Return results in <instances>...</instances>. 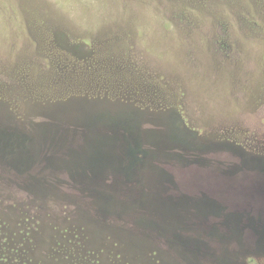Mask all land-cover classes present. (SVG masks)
Returning a JSON list of instances; mask_svg holds the SVG:
<instances>
[{
	"label": "rangeland",
	"instance_id": "rangeland-1",
	"mask_svg": "<svg viewBox=\"0 0 264 264\" xmlns=\"http://www.w3.org/2000/svg\"><path fill=\"white\" fill-rule=\"evenodd\" d=\"M1 264H264V0H0Z\"/></svg>",
	"mask_w": 264,
	"mask_h": 264
},
{
	"label": "trees",
	"instance_id": "trees-1",
	"mask_svg": "<svg viewBox=\"0 0 264 264\" xmlns=\"http://www.w3.org/2000/svg\"><path fill=\"white\" fill-rule=\"evenodd\" d=\"M0 264H1V262H0Z\"/></svg>",
	"mask_w": 264,
	"mask_h": 264
}]
</instances>
